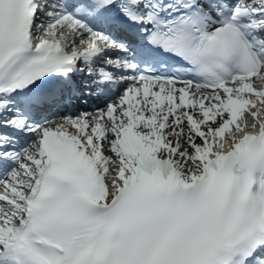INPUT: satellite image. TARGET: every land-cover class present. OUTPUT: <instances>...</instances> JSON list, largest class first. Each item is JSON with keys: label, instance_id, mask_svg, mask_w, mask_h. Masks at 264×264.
<instances>
[{"label": "snow or ice", "instance_id": "obj_1", "mask_svg": "<svg viewBox=\"0 0 264 264\" xmlns=\"http://www.w3.org/2000/svg\"><path fill=\"white\" fill-rule=\"evenodd\" d=\"M0 264H264V0H0Z\"/></svg>", "mask_w": 264, "mask_h": 264}, {"label": "bare ground", "instance_id": "obj_2", "mask_svg": "<svg viewBox=\"0 0 264 264\" xmlns=\"http://www.w3.org/2000/svg\"><path fill=\"white\" fill-rule=\"evenodd\" d=\"M106 154H110V153H107V152H106Z\"/></svg>", "mask_w": 264, "mask_h": 264}]
</instances>
